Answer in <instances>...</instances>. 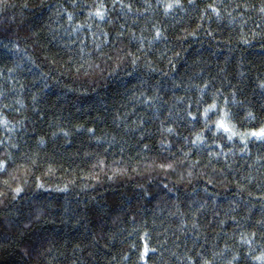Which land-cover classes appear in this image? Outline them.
I'll return each instance as SVG.
<instances>
[{
	"label": "trees",
	"instance_id": "16d2710c",
	"mask_svg": "<svg viewBox=\"0 0 264 264\" xmlns=\"http://www.w3.org/2000/svg\"><path fill=\"white\" fill-rule=\"evenodd\" d=\"M168 4L0 0V264H264V0Z\"/></svg>",
	"mask_w": 264,
	"mask_h": 264
},
{
	"label": "snow or ice",
	"instance_id": "6c2138e0",
	"mask_svg": "<svg viewBox=\"0 0 264 264\" xmlns=\"http://www.w3.org/2000/svg\"><path fill=\"white\" fill-rule=\"evenodd\" d=\"M174 6H176V7H179L180 6L179 0H176V4L175 5H173V4L166 5V9H171ZM101 9H104V5H101L100 6V9H98L94 13H90L89 14L90 15V18H91L92 15H95L97 18H99V20L103 21L105 19L106 13H105L104 10H101ZM212 10H213V12H217V10L215 8H213ZM262 11H264V9H262ZM217 15H219L218 12H217ZM68 20L69 21L72 20V15L71 14L68 15ZM156 35L159 36L160 33L157 32ZM215 107H216L215 104H213L211 106L212 109H215ZM204 117H205V121L206 122H207L208 119H210V117H209V109H205V111H204ZM192 119L193 120H196L197 117L193 116ZM215 125H216V130H222L224 133L229 134L228 135V138L229 139H232V137L236 134L235 132H233L232 128L227 123V116L221 117L220 119H218L215 122ZM169 131H171V129H169ZM251 136L258 137V138H264V128H261L258 132H252L251 133ZM197 141H199L201 143L203 142L201 140V137H199V136L196 137V140H194L193 143H196ZM0 166H2V165H0ZM19 191H20V189H17V192H19ZM233 259H238V258L237 257H234ZM205 264H207V262H205Z\"/></svg>",
	"mask_w": 264,
	"mask_h": 264
}]
</instances>
